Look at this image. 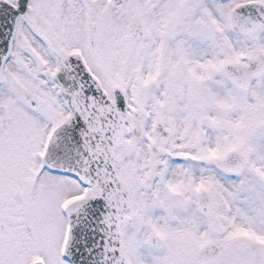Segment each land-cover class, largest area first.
Masks as SVG:
<instances>
[{
	"label": "snow or ice",
	"instance_id": "snow-or-ice-1",
	"mask_svg": "<svg viewBox=\"0 0 264 264\" xmlns=\"http://www.w3.org/2000/svg\"><path fill=\"white\" fill-rule=\"evenodd\" d=\"M0 264H264V0H0Z\"/></svg>",
	"mask_w": 264,
	"mask_h": 264
}]
</instances>
